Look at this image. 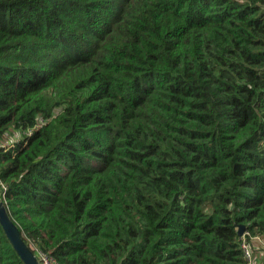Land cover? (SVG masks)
I'll return each instance as SVG.
<instances>
[{"label":"trees","instance_id":"trees-1","mask_svg":"<svg viewBox=\"0 0 264 264\" xmlns=\"http://www.w3.org/2000/svg\"><path fill=\"white\" fill-rule=\"evenodd\" d=\"M0 198L57 264H244L264 0H0Z\"/></svg>","mask_w":264,"mask_h":264},{"label":"water","instance_id":"water-1","mask_svg":"<svg viewBox=\"0 0 264 264\" xmlns=\"http://www.w3.org/2000/svg\"><path fill=\"white\" fill-rule=\"evenodd\" d=\"M0 225L3 232L12 245L13 249L22 260L23 264H39L33 251L25 244L17 226L11 220L3 201L0 198ZM244 232V226L237 228V234L241 236Z\"/></svg>","mask_w":264,"mask_h":264},{"label":"built area","instance_id":"built-area-1","mask_svg":"<svg viewBox=\"0 0 264 264\" xmlns=\"http://www.w3.org/2000/svg\"><path fill=\"white\" fill-rule=\"evenodd\" d=\"M242 235H247V233L243 232ZM250 240H254L255 243L251 244L249 240L243 238L240 244L245 260L244 264H256L258 258L264 254V237L253 236L250 237ZM35 250L36 253L34 254L39 264H57L52 257L37 249Z\"/></svg>","mask_w":264,"mask_h":264},{"label":"crops","instance_id":"crops-1","mask_svg":"<svg viewBox=\"0 0 264 264\" xmlns=\"http://www.w3.org/2000/svg\"><path fill=\"white\" fill-rule=\"evenodd\" d=\"M256 264H264V254L263 256L258 258V260L256 261Z\"/></svg>","mask_w":264,"mask_h":264}]
</instances>
